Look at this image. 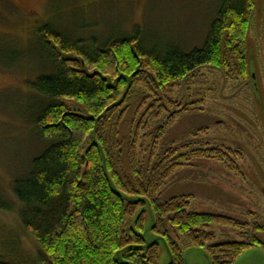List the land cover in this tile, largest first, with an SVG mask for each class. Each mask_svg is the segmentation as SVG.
Here are the masks:
<instances>
[{
	"label": "trees",
	"instance_id": "1",
	"mask_svg": "<svg viewBox=\"0 0 264 264\" xmlns=\"http://www.w3.org/2000/svg\"><path fill=\"white\" fill-rule=\"evenodd\" d=\"M253 6V0H223L204 44L191 51L173 43L148 46L140 27L130 35L116 30L106 40L67 36L54 22L41 27L39 32L58 38L64 51L76 52L81 59L60 58L40 38L44 60L54 70L29 82L33 99L42 100L30 110L36 135L47 147L13 182L14 197L23 206L22 225L35 239L37 252L29 262L1 255L0 264H158L159 242L147 244L142 234L144 212L138 210L146 203L157 213L153 229L166 241L172 264H186L183 249L173 241L176 233L184 247L205 250L211 264H233L248 247L257 242L264 246V238L256 235L244 242L216 244L208 231L211 225L249 233L250 223L187 211L183 197L161 202L162 187L183 163L169 152L156 156L155 148L148 159L142 158L138 140L145 117L159 116L150 104L151 95L137 91L140 83L146 90L157 83L174 87L210 65L230 75H247L244 45ZM135 53L146 58L153 79L145 80L137 72ZM104 63L117 65L115 82L104 74ZM121 85L127 86L124 93ZM68 99L83 101L90 117L66 116ZM51 115L66 118L51 129ZM133 196L137 198H129ZM15 205L0 196V211H13Z\"/></svg>",
	"mask_w": 264,
	"mask_h": 264
},
{
	"label": "rangeland",
	"instance_id": "2",
	"mask_svg": "<svg viewBox=\"0 0 264 264\" xmlns=\"http://www.w3.org/2000/svg\"><path fill=\"white\" fill-rule=\"evenodd\" d=\"M253 1L244 45L246 76L230 75L225 68L210 65L174 87H160L158 83L151 90L142 88L141 83L136 87L151 95L150 104L159 113L153 118L149 113L139 129L141 157L148 159L155 148L156 156L169 152L183 163L162 187L161 202L183 197V204L188 201L187 211L229 216L249 222L252 231L254 227V232L248 233L211 225L208 231L215 235L216 244L244 242L248 235L264 238V0ZM222 2L17 0L0 7V196L16 202L15 210L0 211V256L29 262L37 252L35 239L22 225L23 206L14 197L13 182L30 170L32 159L47 147L36 135L30 110L42 100L33 99L29 82L54 70L44 60L40 38L55 48L60 58L81 59L76 52L64 51L58 38L39 32L41 27L54 22L67 36H97L101 40L116 30L130 35L140 27L148 46L173 43L191 51L204 44ZM135 56L137 72L143 73L145 80L153 79L146 58L138 53ZM103 65L104 74L108 72L115 82L119 78L115 75L120 73L117 65ZM121 88L124 93L127 86ZM64 104L66 116L90 117L83 101L68 99ZM66 116H49L52 127H48L63 123ZM90 146L88 140L86 147ZM139 212H144L142 234L146 243L159 242L158 264H171L165 240L153 229L157 213L149 203ZM173 241L183 249L187 264H211L205 250L184 247L180 234L176 233ZM248 248L233 264H264V247L257 242Z\"/></svg>",
	"mask_w": 264,
	"mask_h": 264
},
{
	"label": "flooded vegetation",
	"instance_id": "3",
	"mask_svg": "<svg viewBox=\"0 0 264 264\" xmlns=\"http://www.w3.org/2000/svg\"><path fill=\"white\" fill-rule=\"evenodd\" d=\"M17 0H0V7H7L9 3H15ZM260 246L264 247L260 244Z\"/></svg>",
	"mask_w": 264,
	"mask_h": 264
},
{
	"label": "water",
	"instance_id": "4",
	"mask_svg": "<svg viewBox=\"0 0 264 264\" xmlns=\"http://www.w3.org/2000/svg\"><path fill=\"white\" fill-rule=\"evenodd\" d=\"M145 237V236H144ZM146 239V238H145ZM166 242V241H165ZM152 244V243H151ZM167 244V243H166ZM167 247H168V245H167ZM168 249H169V247H168ZM169 252H170V250H169ZM171 253V252H170ZM171 257H172V255H171ZM185 262H186V260H185ZM171 264H172V261H171ZM187 264V263H186Z\"/></svg>",
	"mask_w": 264,
	"mask_h": 264
}]
</instances>
